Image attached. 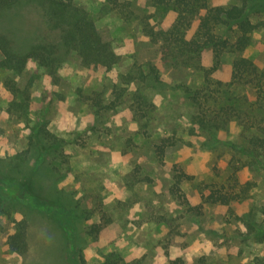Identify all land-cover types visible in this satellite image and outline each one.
Here are the masks:
<instances>
[{"label":"rangeland","instance_id":"374dc122","mask_svg":"<svg viewBox=\"0 0 264 264\" xmlns=\"http://www.w3.org/2000/svg\"><path fill=\"white\" fill-rule=\"evenodd\" d=\"M127 1L132 12L124 18L104 0H72L109 30L118 55L109 69L83 64L63 44L73 11L50 21L40 2L23 0L0 14V32L15 50L40 42L61 49L53 73L34 60L20 74L0 68V264H104L120 257L168 264L177 256L184 264L201 257L204 264H264V237L255 239L241 219L246 214L264 225V170L246 163L234 119L210 132L192 120L197 110L186 88L203 83L210 49L201 66L165 61L143 26L167 29L175 12L153 0ZM241 55L264 66V28L251 33ZM233 58L224 53L211 77L228 81ZM8 76L19 89L16 100L27 92L24 110H10ZM38 121L64 141L62 154L37 160L25 152ZM230 161L239 183L251 188L227 205L212 203L206 197L214 183L240 190L227 179L235 169ZM13 164L26 174L10 171ZM179 172L182 180L172 187ZM20 220L27 244L21 254L7 244Z\"/></svg>","mask_w":264,"mask_h":264},{"label":"trees","instance_id":"16d2710c","mask_svg":"<svg viewBox=\"0 0 264 264\" xmlns=\"http://www.w3.org/2000/svg\"><path fill=\"white\" fill-rule=\"evenodd\" d=\"M23 0H0V14L14 7ZM32 1V0H28ZM45 8V15L51 20L63 21L66 14L73 11L69 20L64 23L62 41L67 50L75 51L85 65H100L106 69L118 60L112 47V38L107 28L97 27L92 16L84 10L72 5V0H36ZM115 9L119 16L128 18L132 10L127 0H104ZM157 6L170 8L175 18L167 29H154L144 22L143 29L153 42L160 43L162 58L172 63L185 66H201L199 59L206 49L212 53V63L203 70V83L186 90L195 103L197 112L192 120L201 130L211 131L234 119L243 136L245 145L242 154L250 167L264 170V66L259 67L252 60L241 55L250 42L251 33L257 28H264V0H231V2L209 4L210 0H153ZM252 13L261 16L258 21L250 17ZM196 22V23H195ZM195 23L190 37L187 33ZM224 53H232L229 79L226 82L211 77ZM0 68L14 74H20L28 61L34 60L40 66L53 73L60 59L61 49L49 42H40L28 46L23 51L15 50L9 38L0 32ZM152 71L156 69L151 67ZM8 88H11L10 110H24L27 106V92L24 90L23 101L15 99L14 78L6 77ZM251 95H249V93ZM244 103L242 107L239 104ZM46 123L38 121L30 128L25 152L31 153L37 160H44L47 155L63 153V140L50 133ZM231 160H235L232 157ZM3 161L0 159V162ZM233 169L228 180L238 184L235 189L230 184L226 190L224 185L218 187L214 183L210 187L207 200L212 203L227 205L235 197L242 198L251 188L249 183H239L238 167L231 162ZM242 166V165H241ZM21 166L12 165L10 171L22 172ZM19 168V169H18ZM183 173L173 174V185L177 187ZM32 173L26 175L23 184L29 188ZM14 179V178H13ZM16 183V181H15ZM20 184V185H23ZM222 189L225 191L222 192ZM246 215V214H245ZM241 217L249 230V234L257 240L264 237V225H256L246 216ZM11 251L19 254L26 250V224L20 220L15 223V230L7 238ZM116 258H118L116 256ZM203 263V258L199 259ZM104 264H140L137 259L130 262L108 258ZM168 264H184L181 257H174Z\"/></svg>","mask_w":264,"mask_h":264}]
</instances>
